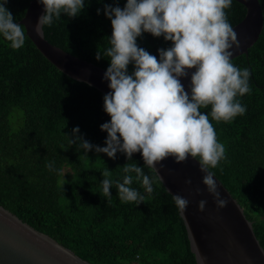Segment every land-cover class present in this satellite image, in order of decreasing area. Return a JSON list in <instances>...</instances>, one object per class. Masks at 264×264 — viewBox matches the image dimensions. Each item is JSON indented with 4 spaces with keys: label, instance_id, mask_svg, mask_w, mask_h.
<instances>
[{
    "label": "trees",
    "instance_id": "1",
    "mask_svg": "<svg viewBox=\"0 0 264 264\" xmlns=\"http://www.w3.org/2000/svg\"><path fill=\"white\" fill-rule=\"evenodd\" d=\"M32 0H9L5 5L19 23ZM264 15V0H259ZM126 0H86L82 13L62 14L44 26L45 38L64 51L103 69L110 66L104 55L112 35L105 5L123 8ZM97 9L100 13L97 14ZM246 8L233 0L228 10L234 27ZM23 48L13 50L0 36V205L37 231L48 235L91 264H198L188 232L172 196L159 179L148 194L135 181L144 203H123L116 182L123 167L136 163L150 177L157 174L144 166L142 155L129 161L115 159L93 149L73 145V129L95 146L105 147L110 122L102 93L70 79L50 64L27 37ZM138 45L159 58L158 49L170 42L145 33ZM102 58L97 60V53ZM250 70V94L237 97L246 107L232 122L211 120L226 159L210 169L223 183L252 222L264 249V28L248 54L232 60ZM133 66H129V72ZM54 162V169L46 166ZM63 169L64 175L59 174ZM111 171L109 200L103 195L102 173Z\"/></svg>",
    "mask_w": 264,
    "mask_h": 264
},
{
    "label": "clouds",
    "instance_id": "2",
    "mask_svg": "<svg viewBox=\"0 0 264 264\" xmlns=\"http://www.w3.org/2000/svg\"><path fill=\"white\" fill-rule=\"evenodd\" d=\"M9 0H0V36L10 43L13 50L24 47L25 26L15 21L5 7ZM44 7L35 26L41 33L44 26H51L62 14L75 18L85 9L86 0H37ZM233 0H126L123 8L105 5L104 14L111 21L110 46L104 55L110 61L104 79L111 91L104 99V111L110 122L101 125L107 133L106 146H95L73 129V145L84 150V156L95 150L115 159L117 153L129 161L134 154H141L144 166L159 174L157 165L172 158L177 164L186 163L189 157L200 165L202 183L214 198L217 210L227 207L221 197L215 169L226 159L225 146L218 141L209 114L201 109L211 108V120L229 123L242 116L247 109L237 97L250 94V70L233 64L234 51L241 43L229 21L228 10ZM100 10L97 9V14ZM145 33L170 42L168 48L158 49L159 58L137 43ZM97 60L101 59L100 52ZM133 71L129 72V66ZM190 75V94L182 78ZM54 169V162L46 165ZM123 181L116 182L118 197L123 203H144L146 197L133 184L152 194L153 184L161 175L150 177L143 167L128 163L123 167ZM64 175L63 169L59 170ZM104 197L111 196V171L103 173ZM186 184L191 186L189 179ZM196 194L201 195L199 188ZM172 195V194H171ZM181 218L185 217L189 200L172 195ZM206 200L199 201V211L206 209ZM200 264H205L200 257Z\"/></svg>",
    "mask_w": 264,
    "mask_h": 264
},
{
    "label": "water",
    "instance_id": "3",
    "mask_svg": "<svg viewBox=\"0 0 264 264\" xmlns=\"http://www.w3.org/2000/svg\"><path fill=\"white\" fill-rule=\"evenodd\" d=\"M246 8L244 19L233 28L241 43L234 51L235 59L248 54L258 41L264 28V15L259 0H234ZM44 7L32 0L19 24L25 26L27 37L41 55L62 74L84 83L103 95L111 91L104 79L106 69L82 60L51 44L45 38L43 28L40 34L35 26ZM185 90L190 94V75L182 78ZM143 158V157H142ZM163 177L166 191L179 194L189 200L185 217L182 218L188 232L192 252L198 264L204 257L205 264H264V249L261 246L241 205L223 183L215 176L221 197L228 201L226 208L217 210L214 198L203 185L200 165L189 157L186 163L177 164L172 158L157 165ZM211 171V170H210ZM191 180V186L186 184ZM199 188L201 195L196 194ZM171 195V196H172ZM206 200V209L199 211V201ZM0 264H91L72 250L58 243L20 220L15 214L0 205Z\"/></svg>",
    "mask_w": 264,
    "mask_h": 264
}]
</instances>
